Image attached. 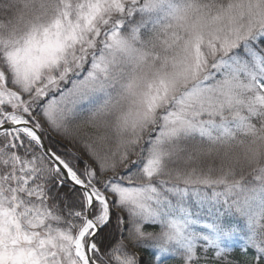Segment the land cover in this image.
<instances>
[{"label":"snow or ice","instance_id":"obj_1","mask_svg":"<svg viewBox=\"0 0 264 264\" xmlns=\"http://www.w3.org/2000/svg\"><path fill=\"white\" fill-rule=\"evenodd\" d=\"M170 259L264 264V0H0V264Z\"/></svg>","mask_w":264,"mask_h":264},{"label":"trees","instance_id":"obj_2","mask_svg":"<svg viewBox=\"0 0 264 264\" xmlns=\"http://www.w3.org/2000/svg\"><path fill=\"white\" fill-rule=\"evenodd\" d=\"M149 230H152V229H149ZM168 264H179V260L178 259H170Z\"/></svg>","mask_w":264,"mask_h":264}]
</instances>
